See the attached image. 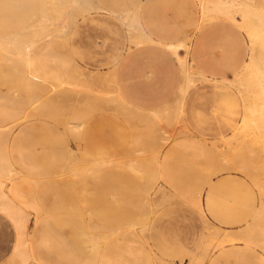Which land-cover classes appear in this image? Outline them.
I'll list each match as a JSON object with an SVG mask.
<instances>
[{
    "label": "rangeland",
    "instance_id": "obj_1",
    "mask_svg": "<svg viewBox=\"0 0 264 264\" xmlns=\"http://www.w3.org/2000/svg\"><path fill=\"white\" fill-rule=\"evenodd\" d=\"M257 2L262 4L263 0ZM96 3L73 11L70 23H66L71 2L59 8L56 0H0V35L17 31L31 34L35 66L50 82L84 70L97 81L106 78L115 82L125 95L118 71L123 54L133 47L163 42L161 37L155 38L151 27L157 23L149 19L153 3ZM138 4L146 38L132 41L118 14L132 11ZM223 17L203 18L200 14L197 27L207 23L215 27V51H224L227 56L228 77L216 64L210 67L199 58L190 61L211 79L197 80L188 91L184 99L186 124L170 128L154 157L132 142L124 117L105 105L89 115L82 139L70 135L51 114L31 116L11 127L7 148L16 173L6 182L28 217L22 236L39 264H74L85 259L89 237L99 230L105 231L107 239L103 240L98 264H191L192 256L207 241L211 242L202 264H264V252L242 235L246 225L257 221L264 204V169L259 157H251L239 140L227 142L239 97L225 79L237 77L252 45L233 20ZM62 26L67 29L64 33L60 32ZM179 44L188 55L187 41L169 40L164 45L174 53ZM3 52L0 47L1 95L9 92L4 74L10 65ZM185 75L182 68L175 94L159 104L140 105L125 96L142 107L161 106L180 97ZM72 98L71 104H78L80 97ZM75 98L79 99L75 102ZM99 147L112 151L104 167L75 172L80 149L95 151ZM237 148L241 152L237 153ZM142 157L146 164L141 166ZM152 172L156 173L154 180ZM197 195L204 203L203 213L189 203L190 197ZM208 235L213 238H206ZM17 237L18 229L0 211V264H22L13 253Z\"/></svg>",
    "mask_w": 264,
    "mask_h": 264
},
{
    "label": "bare ground",
    "instance_id": "obj_2",
    "mask_svg": "<svg viewBox=\"0 0 264 264\" xmlns=\"http://www.w3.org/2000/svg\"><path fill=\"white\" fill-rule=\"evenodd\" d=\"M56 1L59 8H64L69 2L72 3L65 19L66 23H70L73 11L98 5L97 3L95 4V0ZM257 1L199 0V10H201L200 14H202L203 18L224 16L229 20H233L234 24L245 32L252 45L248 59L236 75L237 77L225 79L237 90L243 103L241 121L238 127L227 137V142L229 144L232 141L239 140L241 148L250 153L251 157H255L253 156L254 154L259 157L262 164L261 169H264V0L262 4H258ZM42 9L44 10L43 7ZM118 16L127 26L130 40H142L145 33L141 27L137 9L128 13L118 14ZM65 28V26H62L60 32L64 33L67 30ZM0 47L4 51L2 56L10 65V69L4 74L5 79L8 81L5 83L8 84L9 92L5 95L0 93V210L12 218L18 229L14 255H18L21 258L22 264H39L29 251L27 240L23 239L22 236V231L28 223V217L23 210L22 204L17 202L12 196L6 182L16 173V168L10 159L7 148L11 127L17 121L26 120L31 116L51 114L56 116L55 119L60 122V125L63 124L62 127L66 126L70 130L67 129L70 135L80 139L90 122L89 115L105 105L113 112L121 114L122 118L124 117L123 119L128 124V128H131L132 137L130 136V138H133V141H131L148 151V154L149 152L152 153L154 157L156 152L159 151L157 147L167 138L170 128L175 127L177 123L185 124L182 118V103L187 92L196 84L197 80H203L208 78V76L193 66L187 59L185 47L179 44L175 48L174 53L183 66L182 68L186 71L185 78L179 88L180 97H175L166 106L147 109L128 100L118 89L115 82L108 81L106 78L97 81L94 74L86 73L84 70L67 73L63 75V78L59 77L57 82H50L42 71L35 66L36 57L33 54L34 39L29 33H20L13 37L0 39ZM41 59L43 60V57ZM74 95L80 97L78 104L75 103V105L70 102ZM77 99L75 98V102ZM66 127L63 129H66ZM183 128H185V125H183ZM67 130L64 131L67 132ZM156 148L157 151L155 150ZM241 148H237V153L241 152L239 150ZM80 150V163L75 172L96 171L104 167L103 165L112 156L110 149L101 147L95 151H89L87 148ZM232 157L233 155L231 159ZM144 163V157H142L139 160V164L142 166ZM155 174H150L152 180L156 178ZM189 203H192L193 207L198 208L201 213L204 212L200 195L191 196ZM256 220V222L254 221L255 223L250 222L246 225L247 227L244 228V232L242 231V235L243 238L254 243L264 252V204L260 207ZM104 232L99 230L97 233L89 234V253L85 259H77L74 264H98V259L102 257L103 240L107 237ZM215 233L214 231L213 235L217 236L218 234ZM206 238L210 239L213 237L208 235ZM210 242L207 241L204 247L192 256L191 264L203 263L207 256ZM213 247L211 246V250Z\"/></svg>",
    "mask_w": 264,
    "mask_h": 264
},
{
    "label": "crops",
    "instance_id": "obj_3",
    "mask_svg": "<svg viewBox=\"0 0 264 264\" xmlns=\"http://www.w3.org/2000/svg\"><path fill=\"white\" fill-rule=\"evenodd\" d=\"M150 1L153 3V10L151 11V15L149 19L157 22L155 25H152L151 27H153L152 30L154 31L153 33L155 38L157 39L161 37V40H163V42L162 43L153 42L150 44H146L144 46L141 45L139 47H133L132 49L126 51L123 54L120 60V66L118 68L119 83L121 89L128 98H130L134 102L139 103L140 105L152 106L164 102L170 99L171 97H173L179 83L182 80V68L177 56L164 45L165 42H168L169 40H173L174 42H181V41L189 42L190 50L187 55V59L189 61L192 62L193 58L195 59L199 58L203 61V64L208 63L210 67L216 64L225 72L226 76L228 77L227 56L225 55L224 51L221 54H218L215 51L216 44H214V38L212 37L213 35L218 34L215 30V27L210 25L212 23L210 24L207 23L206 25H203L200 28L197 27V22L200 16L198 10L199 0H150ZM144 2H147V0H143V3ZM135 9H137L138 11L140 24L145 33V29L139 12L140 5L139 4L136 5ZM239 29L241 28L239 27ZM241 31L243 30L241 29ZM20 33L21 32L18 31L8 32L6 34L0 35V39L13 37ZM21 34H26V33H21ZM129 38H130V34H129ZM225 44L226 41L224 42L223 38H221V45L225 47ZM246 60L242 64V66L238 69L236 75L243 68L244 64L246 63ZM193 66L198 68V70L201 71L202 73L206 74V72L203 71V69H201L200 67L194 64ZM207 76L208 78H205L203 80L211 79L209 75ZM229 85L233 87L231 84ZM237 94L239 97V110L235 123L233 125L232 132L238 127L243 113L242 99L238 92ZM169 103L171 102L165 103L157 107L166 106ZM182 118L184 123L186 124L184 118V100L182 103ZM12 196L14 197L13 194ZM202 205L204 209L203 201H202ZM0 211L4 213L15 225L12 218L7 213H5L2 210ZM16 243L17 240L15 242L13 252Z\"/></svg>",
    "mask_w": 264,
    "mask_h": 264
}]
</instances>
